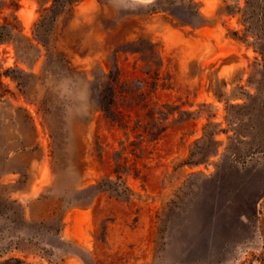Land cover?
<instances>
[{"label":"rangeland","instance_id":"374dc122","mask_svg":"<svg viewBox=\"0 0 264 264\" xmlns=\"http://www.w3.org/2000/svg\"><path fill=\"white\" fill-rule=\"evenodd\" d=\"M15 1L0 264H264V0Z\"/></svg>","mask_w":264,"mask_h":264},{"label":"trees","instance_id":"16d2710c","mask_svg":"<svg viewBox=\"0 0 264 264\" xmlns=\"http://www.w3.org/2000/svg\"><path fill=\"white\" fill-rule=\"evenodd\" d=\"M39 1H41V0H39ZM245 2H246V5L247 6H249L250 5V1L249 0H245ZM42 3V2H41ZM57 0H52V2H51V4H50V6H49V9H52L53 7H57ZM4 6H8V7H10L11 8V15H12V19L11 18H9V17H7V16H5L4 17V19H3V21L2 22H0V42H2V41H8V40H10L11 38H12V34H13V30L15 29V28H17V25H15V23H14V20L16 21L17 19H16V16H15V14H14V11L19 7V4H18V2L17 1H15V2H5V0H3V2L2 3H0V8H3ZM247 6H245V7H247ZM241 9V11L243 10V11H245L243 8H241L240 6H237V10L235 9V10H230V9H228V11L229 12H231V13H235L236 11H238V10H240ZM263 19H264V16H263ZM19 30H21V28H18ZM36 34V33H35ZM234 34H235V36H237V37H239L240 38V36L238 35V30H236V31H234ZM257 37H259L261 40H263L264 39V37L262 36V35H257ZM38 38V37H37ZM26 39L29 41L30 40V38L29 37H27L26 36ZM38 40L40 41L41 39L40 38H38ZM259 51L261 52V53H264V51H262V49L260 50L259 49ZM0 83H1V80H0ZM109 100H111V98H108L107 99V102H109ZM106 106V108H107V105H105Z\"/></svg>","mask_w":264,"mask_h":264}]
</instances>
